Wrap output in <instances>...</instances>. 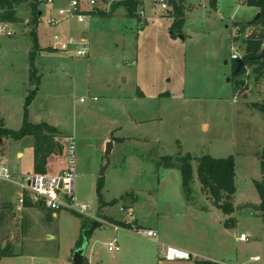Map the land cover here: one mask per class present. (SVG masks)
I'll use <instances>...</instances> for the list:
<instances>
[{
	"label": "rangeland",
	"instance_id": "1",
	"mask_svg": "<svg viewBox=\"0 0 264 264\" xmlns=\"http://www.w3.org/2000/svg\"><path fill=\"white\" fill-rule=\"evenodd\" d=\"M117 1L95 0L102 13L86 21L88 26L72 17L55 27L46 23L66 0L39 3L42 14L34 25L27 2L14 7L15 22H6L11 35L0 33V113L6 125L19 127L25 97L37 87L29 120L48 121L73 136L75 200L90 206L84 215L98 225L87 237L90 264H132L122 248L129 233L114 230L109 222L123 221L126 214L119 207L130 208L134 197V206L146 216L155 208L180 210L188 198L179 163L165 167L158 162L187 152L194 157L189 197L198 185L196 157H233L234 226L226 263L264 264V218L259 210L243 206L258 205L256 182L264 185V113L249 105L264 99V74L256 79L251 67L247 75L232 78L231 60V47L242 54L243 40L264 32L253 22L258 9L244 0H216L215 6L211 0H182L181 28L172 31L170 2L163 10L155 0H143L137 16H128L123 6H113ZM61 30L65 35L60 40L69 41L65 49L48 47ZM35 33L42 48L37 41L35 45ZM82 45L85 56L78 54ZM236 81L245 97L239 93L234 101ZM106 138L113 146L101 174ZM17 144L11 139L0 145L14 175L30 170L27 157H15ZM100 178L103 200H117L102 208L96 193ZM23 193L19 185L0 180V212L3 203L12 206L0 225V249L19 243V253L1 257L0 264H72L81 236L79 216L65 208L53 216L24 205L13 216ZM60 201L68 202L63 192ZM168 218L180 222L173 213ZM241 233L248 239L241 240ZM114 238L120 249L109 251Z\"/></svg>",
	"mask_w": 264,
	"mask_h": 264
},
{
	"label": "trees",
	"instance_id": "2",
	"mask_svg": "<svg viewBox=\"0 0 264 264\" xmlns=\"http://www.w3.org/2000/svg\"><path fill=\"white\" fill-rule=\"evenodd\" d=\"M249 6H254L258 9L260 14L257 20H254V23H260L264 28V0H244ZM27 2L30 7V14L32 19L31 24H37V18L40 17V9L38 8V0H0V8L4 9L3 13H0V21L4 22H15L14 18V7ZM143 0H118L113 4V6H123L128 16H137V10L141 6ZM172 6V18L173 22L171 25L172 31L175 29L180 30L182 24V0H168ZM213 6L216 5V0H211ZM101 11L95 9L94 16L101 15ZM252 22V23H253ZM142 23H146L143 21ZM173 33V32H172ZM33 34V33H32ZM264 39V32L260 34H252L250 37L243 40L244 47L242 53V60L244 64L253 66V72L256 74L255 78L258 79L264 74V58H258L260 54V45ZM34 42L36 45V36L34 35ZM33 53V52H32ZM236 63L233 61L232 66V78L239 76L242 73V69L238 73H234ZM240 82H235L236 92L242 94L245 97L244 87H239ZM37 91V87L31 90L28 95L25 97L23 104V117L22 122L19 128L10 129L4 127L3 123L0 121V139L8 138L12 140H20L25 137H30L32 147H33V173H46L47 172V163H48V153L51 148H53V138L59 137L62 133L53 125L41 121L38 123H33L29 120L28 117V108L33 100ZM249 105L256 110L264 113V99L262 101H254L249 103ZM60 149V148H59ZM194 159L190 153H185L178 156H162L158 162L160 166L173 167L175 163H179V170L182 179L183 190L189 198L190 196V184L193 180V169H192V160ZM196 160V178L200 184L201 191L205 193L221 210L223 214L229 216L234 211L233 206V196L235 193V162L231 155L227 157H213L208 154L200 155L195 158ZM103 183L101 178L96 183V193L99 200V207H104L107 205H113L116 203V199L111 200L110 202H105L103 200L101 189ZM256 188L259 195V213L264 218V185L256 182ZM126 196H123V198ZM25 207H36L40 208L51 213L44 200L39 199L33 201L27 195L24 201ZM12 206L9 203H3L2 209L0 212V225L5 222L7 213H10ZM74 212V211H72ZM48 214V213H47ZM77 216L80 218L81 223V236L80 242L77 247L80 246L83 236L86 238L91 234V232L98 227L97 223L92 221L90 222L89 218L84 214L77 213ZM22 232L27 231L28 223L25 217L22 218ZM233 222L232 218H227L225 220V225L229 226ZM116 224L122 227H129L123 221H115ZM234 223V222H233ZM14 244L8 242L5 246L0 249V258L13 254ZM195 264H218L209 260H195Z\"/></svg>",
	"mask_w": 264,
	"mask_h": 264
},
{
	"label": "crops",
	"instance_id": "3",
	"mask_svg": "<svg viewBox=\"0 0 264 264\" xmlns=\"http://www.w3.org/2000/svg\"><path fill=\"white\" fill-rule=\"evenodd\" d=\"M61 1V0H59ZM64 1V0H62ZM42 11L40 10V16ZM57 25H53L55 27ZM88 26V25H86ZM42 36L46 35L47 32L44 30L41 32ZM36 34V41L41 47L42 40ZM64 31H55L52 35L53 40L49 41L50 45L48 47L56 48L58 46L65 49L66 44L69 41H61L60 36H64ZM82 42H85L86 37L82 35L80 38ZM80 41V42H81ZM26 71L29 74V65H26ZM34 73V71H33ZM37 77V75H36ZM29 79V76H28ZM37 92L31 101L36 99ZM24 104V103H23ZM22 117H23V106H22ZM28 117L30 119V108H28ZM0 121L3 123L4 127L10 129H17L8 127L5 119L1 116ZM33 123H38L45 120H30ZM22 122V118H21ZM49 123L48 121H45ZM53 125L52 123H49ZM55 126V125H53ZM63 134V133H62ZM72 136L67 134L66 136L53 138V148L49 150L48 153V163L46 174H56L65 168L67 163L66 152L68 145V138ZM73 137V136H72ZM109 138L105 140L108 141ZM11 139L2 138L0 139V145L5 147V144H9ZM19 144L15 146L14 155L19 160H23L27 157L29 161V171L21 172L20 174H28L33 172V147L30 137H25L23 139L17 140ZM60 148V149H59ZM0 159L7 161L5 154L0 155ZM194 197H189L185 199L180 206V210H172L171 208L153 209L152 215H145L144 211L139 208V206H134L137 203V198L132 199L130 209L133 212L132 221L136 226L155 230L157 235L154 238H148L145 236H138L131 233L127 228L116 224L114 221L109 222V224L117 229H125L129 234L123 240L122 248L126 256L131 260L132 264H195V260H209L216 262L218 264H227L226 261L230 258L229 250V240H230V230L233 229L234 223H230L229 226L225 225V220L227 218H232V215L226 216L221 212V210L215 205V203L201 191L200 184L195 188ZM136 202V203H135ZM170 207V206H169ZM175 217H180V222L177 223L173 219L168 221V217L171 214ZM14 214V215H13ZM12 215L17 214L12 211ZM53 216H55L52 213ZM125 218V217H124ZM123 218V219H124ZM233 220V219H232ZM196 221V223H195ZM115 226L117 228L115 229ZM242 234V233H241ZM130 235V236H129ZM116 240V238H114ZM110 242V241H109ZM108 242V243H109ZM17 243H14V246ZM165 245H173L184 250H187L196 255L194 260H174L168 261L157 257L158 250L162 249ZM21 252V249H20ZM85 264H90L91 259H86Z\"/></svg>",
	"mask_w": 264,
	"mask_h": 264
},
{
	"label": "built area",
	"instance_id": "4",
	"mask_svg": "<svg viewBox=\"0 0 264 264\" xmlns=\"http://www.w3.org/2000/svg\"><path fill=\"white\" fill-rule=\"evenodd\" d=\"M155 1L159 4L161 9H167L168 0ZM38 2L50 5L53 4L54 0H38ZM66 3L67 5L65 7H58L55 16H50L46 20V23L48 25H57L60 21L69 17L76 18L78 22L84 23L94 16V11L95 9H97L95 0H66ZM139 13L143 15L142 11H140ZM86 25H88V22H86ZM3 32L7 35H11V32L7 28V23L4 21H0V33ZM250 36L251 34L248 35V37ZM260 47L261 52L262 50H264V39L262 40ZM78 54L82 56H85L87 54V50L84 45H82L81 49L78 50ZM239 59L242 60V54L238 51L237 48H235V46L231 47V60L236 63ZM251 67L253 66L243 63L240 70H243L242 74L247 75L250 72ZM238 94L239 92L237 91L236 95L233 96L234 101L237 99ZM93 99H95V97H93ZM82 100L83 99L81 98V101ZM67 141V163L65 168L56 174L32 172L28 174L14 175L11 173L6 162L0 159V180L15 183L24 190V193L18 197V204L16 206V210L14 211L15 213L21 211L26 195L33 201L39 199L44 200L46 206L50 210H52L54 215H56V211L60 210L61 208H65L80 214H85L87 209L90 208V206L78 204L75 200L73 137L70 136ZM60 182L61 186H59ZM60 192H63L64 196L68 200L67 204L65 205H63L60 201ZM119 210L126 214L123 222L129 225V227H127L129 231L138 236H145L148 238L156 237L157 233L155 230L142 228L136 226L133 223V212L130 208L120 206ZM116 228L117 226H115V229ZM239 238L241 240H247L248 235L242 233L240 234ZM107 248L109 251H117L120 249L115 239L107 244ZM157 257L168 261L194 260L196 258V255L173 245H165L162 249L158 250Z\"/></svg>",
	"mask_w": 264,
	"mask_h": 264
},
{
	"label": "water",
	"instance_id": "5",
	"mask_svg": "<svg viewBox=\"0 0 264 264\" xmlns=\"http://www.w3.org/2000/svg\"><path fill=\"white\" fill-rule=\"evenodd\" d=\"M259 15L260 14L257 13L255 15V17L253 18V21L257 20ZM244 28H245V24H241V26H240L241 31H243ZM257 57L258 58H264V50H262ZM242 65H243V60L239 59L236 62V67H235L234 73H238ZM112 146H113V141L112 140H108L106 142V144H105V149H104L105 164H104V166L102 168L101 174H103L104 169L110 163L109 154L111 152ZM59 186H61V182L59 183ZM243 206H248V207H250V208H252V209H254L256 211L259 210V206L256 205V204H253V203H247V204H245ZM243 206H241V207H243ZM86 246H87V238L85 236H83L80 246L77 247L75 249V251L73 252V254H72V264H85V262H86V260H85V249H86ZM13 252L15 254L19 253V245L16 244L14 246Z\"/></svg>",
	"mask_w": 264,
	"mask_h": 264
}]
</instances>
